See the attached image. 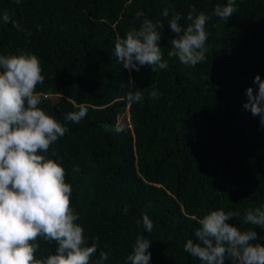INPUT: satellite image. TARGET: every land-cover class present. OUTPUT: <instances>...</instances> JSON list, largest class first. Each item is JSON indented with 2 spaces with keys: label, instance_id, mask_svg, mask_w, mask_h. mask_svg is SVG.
I'll list each match as a JSON object with an SVG mask.
<instances>
[{
  "label": "trees",
  "instance_id": "obj_1",
  "mask_svg": "<svg viewBox=\"0 0 264 264\" xmlns=\"http://www.w3.org/2000/svg\"><path fill=\"white\" fill-rule=\"evenodd\" d=\"M226 3L0 0V54L37 56L44 76L36 87L38 106L69 129L42 154L66 171L76 223L86 243L98 247L91 264L101 250L108 253L104 264H128L138 234L151 240V264H201L184 245L198 242L199 219L219 209L237 213L227 222L255 230L253 243L264 244V229L243 223L247 209L264 208V125L244 107L246 89L258 91L255 75L264 79V0H236L227 21L214 15ZM193 7L194 15L209 17L207 51L202 63L186 67L167 56L176 35L167 20L179 14L186 27ZM138 11L144 17L137 19ZM144 18L165 25L158 44L168 68L129 72L114 45ZM129 91H140L142 101L129 103ZM81 105L87 115L78 124L64 120ZM126 106L130 121L123 115L118 123ZM144 214L153 222L151 233ZM37 243V259L55 254V242ZM224 264L233 262L226 256Z\"/></svg>",
  "mask_w": 264,
  "mask_h": 264
},
{
  "label": "clouds",
  "instance_id": "obj_2",
  "mask_svg": "<svg viewBox=\"0 0 264 264\" xmlns=\"http://www.w3.org/2000/svg\"><path fill=\"white\" fill-rule=\"evenodd\" d=\"M235 3L236 0H227L223 6L217 5L214 15L227 21L237 12ZM170 8L171 5L163 9V17H169ZM195 12L193 7L187 14L190 23L186 27L179 23V14H172L167 20L170 31L176 34L170 40L167 56L177 58L186 67H195L206 59L205 25L209 17L204 12L194 15ZM135 15L137 19L144 17L142 11ZM3 20H9L6 13ZM164 27L159 20L144 18L138 28L128 30L114 45L119 63L129 72H139L145 65L153 72L157 67L167 69L158 44ZM0 69V264H91L98 247L95 242L86 243L84 229L76 223L78 215L71 206L72 188L66 182V171L57 160L42 154L69 129L38 106L41 96L36 87L44 82L39 59L28 53L0 54ZM128 83H132L131 77ZM253 83L258 85V91L254 92L251 86L246 89L244 107L264 125V79L257 73ZM121 86H125L123 81ZM150 95L156 97L157 92ZM142 99L140 91L127 93L129 103ZM86 115L87 109L81 105L66 113L64 120L78 124ZM115 130L123 131L120 127ZM236 216L237 213L223 209L208 212L194 230L198 242L188 239L184 251L201 264H224L226 256L233 264H264V244L253 243L258 233L251 229L242 231L227 222ZM142 223L151 233L153 222L147 214L142 216ZM243 223L264 229V208L247 209ZM39 238L55 242V254L37 259ZM150 243L138 234L127 256L128 264H151ZM107 259L108 253L101 250L96 264H104Z\"/></svg>",
  "mask_w": 264,
  "mask_h": 264
},
{
  "label": "rangeland",
  "instance_id": "obj_3",
  "mask_svg": "<svg viewBox=\"0 0 264 264\" xmlns=\"http://www.w3.org/2000/svg\"><path fill=\"white\" fill-rule=\"evenodd\" d=\"M126 111H127V108H126L125 112L119 116L118 123H120V121H122L123 115L126 114Z\"/></svg>",
  "mask_w": 264,
  "mask_h": 264
},
{
  "label": "built area",
  "instance_id": "obj_4",
  "mask_svg": "<svg viewBox=\"0 0 264 264\" xmlns=\"http://www.w3.org/2000/svg\"><path fill=\"white\" fill-rule=\"evenodd\" d=\"M129 119V117H127V120ZM129 125H130V123H129Z\"/></svg>",
  "mask_w": 264,
  "mask_h": 264
}]
</instances>
